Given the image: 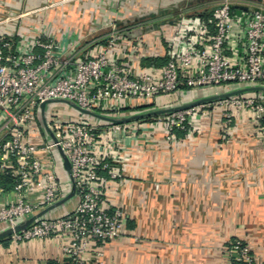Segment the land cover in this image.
<instances>
[{"label": "crops", "instance_id": "crops-1", "mask_svg": "<svg viewBox=\"0 0 264 264\" xmlns=\"http://www.w3.org/2000/svg\"><path fill=\"white\" fill-rule=\"evenodd\" d=\"M213 2L0 0V34L25 43L42 32L72 44L76 55H88L105 45L106 35L115 30L111 56L133 70L146 69L165 62L166 43L179 20L207 19L210 16L203 17L201 12L210 8L213 13ZM238 2L264 8V0ZM198 3L204 5L197 10ZM181 45L177 40V48ZM183 89L172 95H184ZM186 89L188 93L190 88ZM70 107L75 117L104 124ZM191 118L199 120L193 130L171 137L160 125L144 120H131L126 132L112 137L101 131L105 149L120 155L116 161L123 174L121 181L107 183L104 204L122 209L124 226L116 238L91 243L83 264H222L224 246L234 238L245 239L252 252L264 259V131L243 108L237 109L226 126L218 109L196 112ZM111 140L113 145L108 143ZM58 173L61 196L31 214L56 217L76 205L78 198L71 193L67 172L59 167ZM0 186L4 187L0 204L15 199L8 176H0ZM35 193L30 195L32 200ZM6 228L7 223L0 221V232ZM64 241L61 235L17 241L6 234L0 237V264H65Z\"/></svg>", "mask_w": 264, "mask_h": 264}, {"label": "built area", "instance_id": "built-area-1", "mask_svg": "<svg viewBox=\"0 0 264 264\" xmlns=\"http://www.w3.org/2000/svg\"><path fill=\"white\" fill-rule=\"evenodd\" d=\"M234 3L239 2L220 0L207 19L179 20L166 43L165 62L146 69L133 70L111 56L115 30L108 32L105 45L88 55H76L72 44L42 32L25 43L0 34V176L10 178L16 196L0 204V221L12 227L13 240L61 235L65 238L61 246L65 264H83L91 243L116 238L124 226L122 209L104 204L107 183L121 181L123 174L116 161L120 155L105 149L101 131L112 137L126 132L129 122L102 124L82 116L62 118L47 107L45 118L52 139L41 123V101L63 98L84 108L113 111L159 103L183 87L264 84V8L248 3L242 9ZM177 40L182 42L179 48ZM241 108L264 131L261 91L173 110L159 125L171 137L174 128L193 130L199 122L191 118L194 113L218 109L226 126ZM135 120L142 122L143 118ZM108 143L113 145V140ZM57 145L69 160L78 201L63 215L37 217L16 230L14 226L22 218L62 194ZM3 190L0 186V193ZM223 250L222 264H264L243 238L229 240Z\"/></svg>", "mask_w": 264, "mask_h": 264}, {"label": "water", "instance_id": "water-1", "mask_svg": "<svg viewBox=\"0 0 264 264\" xmlns=\"http://www.w3.org/2000/svg\"><path fill=\"white\" fill-rule=\"evenodd\" d=\"M233 6L237 7V8H244V9L247 8V5L239 4V3H234ZM246 91H261L262 93H264V84H243V85H238V86H231L230 88H223V89L215 91L213 93H210V94H207L204 96H199L196 98H192L190 100L180 101V102L173 103V104H166L163 106L151 107V108H147V109L140 110V111H133V112H130V113L123 115V116L109 115V114H106L103 112H99L95 109L84 108V107L79 106L78 104H76L72 100H67V99H63V98H51V99L43 100L40 102V104H39L40 117H41V123H42L44 129L48 132V134L51 136L52 139H55L53 133L51 132V130L47 126V122H46V118H45V111H46L49 103H51L52 101L60 100V101L66 102V103L70 104L71 106H73L75 109H77L79 112L84 113L87 116H91V117L106 121L108 123H112V122H126V121H130L133 119H139V118L152 116V115L159 114V113H165V112H170V111L177 110V109H183V108H186V107H189L192 105H196V104L201 103V102L211 101V100H214L217 98L231 96V95L239 94V93L246 92ZM56 147H57L58 153L61 157L62 167L67 172V175H68L70 183H71V193H75V184H74V180L70 174L69 160H68L67 156L65 155V153L63 152V150L60 148V146L57 145ZM38 215H39V213L31 214L29 217H27L23 221L18 222L14 226V228L16 230H19V229L25 227L27 224H29L31 221H33L35 218H37ZM11 231H12V227L7 226L6 229H4L0 232V237L4 236L6 234H10Z\"/></svg>", "mask_w": 264, "mask_h": 264}, {"label": "rangeland", "instance_id": "rangeland-1", "mask_svg": "<svg viewBox=\"0 0 264 264\" xmlns=\"http://www.w3.org/2000/svg\"><path fill=\"white\" fill-rule=\"evenodd\" d=\"M220 0H214L213 4H216L217 2H219ZM235 2H238L240 0H234ZM211 2H206L204 3L205 5L209 4ZM204 4H197L195 6L196 9H201L202 6ZM187 10V8H186ZM188 11V10H187ZM236 12L237 9H235ZM183 15V14H182ZM240 85L239 83H235V84H230L228 86H221L220 89H223V88H230L231 86H238ZM216 87L215 85H201V86H197V87H192L190 88L189 92H187L188 89H183L182 91L184 92L183 94L184 95H169L168 99H165L163 100L162 102H159V103H149L147 105H140L138 107H126V108H123V109H118V110H113V111H101L99 110V112H103V113H106V114H109V115H114V116H123V115H126L128 113H130L129 110L131 111H140V110H144V109H147V108H151V107H156V106H163V105H166V104H173V103H177V102H180V99L181 98H188V97H191L193 94H197V93H206L208 90H211L212 88ZM178 94V93H177ZM186 94V95H185ZM262 94V98H263V101H264V94L261 92ZM49 110H52V112L55 110L56 112L59 113V116L64 118V117H75V115H72L73 112H75V110L70 107L69 104H67L66 102H63V101H60V100H57V101H52L51 103H49L48 105V109L47 111ZM169 112H165V113H159V114H155V115H152L151 117H143V120L145 122H156L157 126L160 124V120L163 121V116L167 115ZM72 115V116H71ZM92 120H96V121H99V122H103V123H107L109 124L108 122L106 121H103V120H100V119H97V118H94V117H90ZM135 120V119H133ZM131 121V120H130ZM130 121H126V122H130ZM159 127V126H158ZM161 129H164L165 130V127L162 125L161 123Z\"/></svg>", "mask_w": 264, "mask_h": 264}, {"label": "trees", "instance_id": "trees-1", "mask_svg": "<svg viewBox=\"0 0 264 264\" xmlns=\"http://www.w3.org/2000/svg\"><path fill=\"white\" fill-rule=\"evenodd\" d=\"M211 13H212L211 9L208 8L207 10L202 11V12H201V15H202L203 17H205V16H211ZM183 88H188V87H183ZM247 92H251V91H246V92H242V93H247ZM263 94H264V93H263ZM148 104H149V103H148ZM143 105H147V104H143ZM136 107H138V106H136ZM148 117H151V116H148ZM148 117H146V118H148ZM174 132L185 133L186 130L179 129V128H174ZM9 179H10V178H9Z\"/></svg>", "mask_w": 264, "mask_h": 264}]
</instances>
